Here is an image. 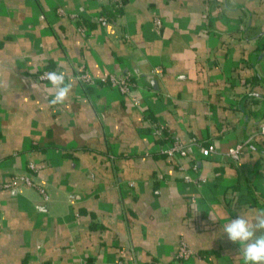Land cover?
Instances as JSON below:
<instances>
[{"label":"crops","instance_id":"0c3cea01","mask_svg":"<svg viewBox=\"0 0 264 264\" xmlns=\"http://www.w3.org/2000/svg\"><path fill=\"white\" fill-rule=\"evenodd\" d=\"M103 5L0 0V183L26 174L48 195L0 189V264L165 263L181 243L196 256L176 264H244L223 226L264 209V153L168 157L145 115L221 152L259 128L264 0H125L105 26ZM154 17L179 36L159 38ZM42 70L71 80L63 104ZM119 72L140 106L102 80Z\"/></svg>","mask_w":264,"mask_h":264},{"label":"built area","instance_id":"2783aa9c","mask_svg":"<svg viewBox=\"0 0 264 264\" xmlns=\"http://www.w3.org/2000/svg\"><path fill=\"white\" fill-rule=\"evenodd\" d=\"M104 5L102 10L99 12L97 16V21L105 26L107 23L112 21V19L121 12V9L124 6L125 0H102ZM152 23L155 29V33L159 38H172L178 37L179 32L170 27L164 25L159 17H154L152 19ZM51 72V70H42L38 73V78L41 80H47L46 73ZM153 74L158 73V69L154 68L151 71ZM75 79L79 81H91L94 80L90 75L84 72H76L73 76ZM104 82L109 85L117 88L122 94L128 96L130 101L135 106L141 105V98L131 93V89L133 87V78L132 74L129 72H119V73H110L104 79ZM145 123L147 124L150 133L153 137L158 139L168 138L163 147L159 150L162 155L173 157V158H183L188 155L190 149L194 148L197 150L198 154L204 158H218L219 160H223L225 158L229 159L231 162L236 163L240 159L241 154L243 153L244 148H246L245 142H240L237 145L229 148L228 150L221 152L217 150L212 144H209L205 141H200L195 137H189L186 140H181L175 133H170L166 127V124L163 122L152 120L148 116L145 115ZM248 140L252 142L255 146H263L264 147V123L257 128L253 133L248 136ZM28 159H31L34 155V150H28L24 152ZM28 167L33 169L35 166L29 160ZM192 169L196 170V165L192 164ZM185 181H192L189 177L185 178ZM21 182V184L26 185L28 187L35 188L38 193L41 195L42 200L47 202L48 195L46 188L36 180H32L28 175L21 173H14L12 178L8 182L0 183V189L7 188L15 190L17 187V183ZM132 186V184L130 183ZM193 256H196L194 250L188 247L185 243H181L175 253V255L165 263H157V262H143L139 264H176L180 261L187 260ZM118 264V263H117Z\"/></svg>","mask_w":264,"mask_h":264},{"label":"clouds","instance_id":"9594fccd","mask_svg":"<svg viewBox=\"0 0 264 264\" xmlns=\"http://www.w3.org/2000/svg\"><path fill=\"white\" fill-rule=\"evenodd\" d=\"M46 78L54 90L50 105H61L72 91V82L66 79L64 71H51ZM211 221L217 220L215 211L208 212ZM223 233L227 234L230 242L238 244V254L242 256L244 264H264V209L252 215L239 213L235 219H228L223 226Z\"/></svg>","mask_w":264,"mask_h":264},{"label":"water","instance_id":"95a60500","mask_svg":"<svg viewBox=\"0 0 264 264\" xmlns=\"http://www.w3.org/2000/svg\"><path fill=\"white\" fill-rule=\"evenodd\" d=\"M262 57H264V53L261 54L259 60H260ZM259 60H258V62H259ZM258 62H257V63H258ZM242 141L246 143V146H247L248 148H251V149H253V150H257V151H259V152L264 153V151H262L261 148H259L258 146H255L252 142H250V141L248 140V136H247V137L245 136V137L243 138Z\"/></svg>","mask_w":264,"mask_h":264},{"label":"rangeland","instance_id":"374dc122","mask_svg":"<svg viewBox=\"0 0 264 264\" xmlns=\"http://www.w3.org/2000/svg\"><path fill=\"white\" fill-rule=\"evenodd\" d=\"M139 263H143V262H140V261H136V260H134L131 264H139ZM118 264H121V263L118 262Z\"/></svg>","mask_w":264,"mask_h":264},{"label":"trees","instance_id":"16d2710c","mask_svg":"<svg viewBox=\"0 0 264 264\" xmlns=\"http://www.w3.org/2000/svg\"><path fill=\"white\" fill-rule=\"evenodd\" d=\"M149 115V114H148ZM148 117H150V116H148ZM151 118V117H150ZM152 120H154V118H151ZM168 138L166 137V138H163V139H159L160 141H166Z\"/></svg>","mask_w":264,"mask_h":264}]
</instances>
